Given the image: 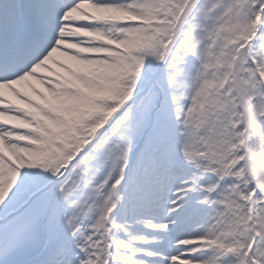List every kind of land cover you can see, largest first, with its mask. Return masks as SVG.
Returning <instances> with one entry per match:
<instances>
[{
	"label": "snow or ice",
	"instance_id": "obj_1",
	"mask_svg": "<svg viewBox=\"0 0 264 264\" xmlns=\"http://www.w3.org/2000/svg\"><path fill=\"white\" fill-rule=\"evenodd\" d=\"M0 264H264V0H0Z\"/></svg>",
	"mask_w": 264,
	"mask_h": 264
}]
</instances>
